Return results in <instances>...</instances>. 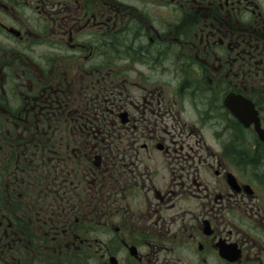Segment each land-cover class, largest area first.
<instances>
[{"label": "flooded vegetation", "instance_id": "af4514ba", "mask_svg": "<svg viewBox=\"0 0 264 264\" xmlns=\"http://www.w3.org/2000/svg\"><path fill=\"white\" fill-rule=\"evenodd\" d=\"M0 264H264V0H0Z\"/></svg>", "mask_w": 264, "mask_h": 264}]
</instances>
